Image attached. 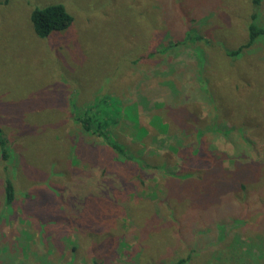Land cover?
I'll return each instance as SVG.
<instances>
[{"label": "rangeland", "instance_id": "374dc122", "mask_svg": "<svg viewBox=\"0 0 264 264\" xmlns=\"http://www.w3.org/2000/svg\"><path fill=\"white\" fill-rule=\"evenodd\" d=\"M52 2L73 21L39 37L30 12ZM251 13L264 27V0L0 5V129L19 196L13 211L0 205L8 264H36L21 254L44 228L34 253L46 264L50 253L74 264H264V36L226 53L247 40ZM187 29L201 37L184 41ZM101 95L122 107L110 134L162 166L115 158L72 120Z\"/></svg>", "mask_w": 264, "mask_h": 264}, {"label": "trees", "instance_id": "16d2710c", "mask_svg": "<svg viewBox=\"0 0 264 264\" xmlns=\"http://www.w3.org/2000/svg\"><path fill=\"white\" fill-rule=\"evenodd\" d=\"M9 0H0V5L7 3ZM253 3L259 4V0H252ZM257 18V13H251L249 16V23L247 26L248 30V38L245 42L238 44L237 47L227 50L226 53L228 56L236 57L241 54L243 49H246L252 45L254 40L258 36H264V27H260L255 23V20ZM30 19L32 23V28L34 32L39 37H46L48 36L52 31L56 30H64L68 28L72 21L73 17L72 15L67 11L64 4L60 2H52L49 4H46L42 7H34L30 12ZM201 37L200 34L196 33L192 29H187L184 36L185 40H193L196 41ZM178 44H180V41L178 40H172L169 41V43L166 46L160 47V51H168V49L176 47ZM156 50L155 48L148 51L145 56L146 57H152L155 54ZM137 60V59H136ZM135 63V61H133ZM198 81H202L201 78L198 79ZM207 90V86L205 88ZM211 95V93H209ZM116 100L113 98H108L102 95L98 96L94 102H91L87 105H82L80 109H76L75 114L72 116V120L78 124V126L82 129V131L86 134H91L92 136H95L97 141H99V144L106 146L108 149H112L115 155V158H125L129 159L130 161H134L138 165H143L147 168H158L162 166V164H156L153 160H149V158H140L139 156L135 155L133 151H130V146L127 145V143L123 140L115 139L110 133V128L116 127L118 125V120L120 118V110L121 106L117 103H115ZM221 112V111H220ZM209 125V124H206ZM124 128V126H123ZM230 129H227L229 131ZM2 130L0 129V178L3 180L2 187H0V205L1 209L9 208L10 210H15L14 206L16 205L17 201V193H16V186L13 184V181L10 177V172L8 169L7 161L10 159L12 154H10L9 151H6L5 149V139L1 135ZM198 133L203 134L204 129L201 128L197 129L195 134ZM147 136V135H146ZM99 147V146H98ZM100 148V147H99ZM244 188V186H243ZM21 197H26L25 194H22ZM0 212V224L2 223L3 219L5 218V215L3 214L4 211ZM29 219V216L25 218V221ZM28 221L32 222L31 219ZM50 224L54 223L52 220L49 221ZM29 225V222H27ZM56 226V225H51ZM47 232V229H40L37 240L34 243L33 241H29L30 246L28 249H25V252H22L21 255L29 254V257L32 258L36 256L37 263L36 264H46L44 262V257L41 253H34L38 247L37 243L40 245V247L43 248L45 246V243L43 242V236ZM4 242L0 240V247L4 246ZM63 246V245H62ZM59 247L56 246V250H58ZM72 249L75 250V245H72ZM13 254L19 255L15 250ZM4 253L0 254V261L7 263V258L11 255H7ZM57 255H53L50 253L48 255L47 264L51 263V260L53 258L56 259L54 264H74L75 257H72L70 260L65 259V257H61L59 259L56 258ZM76 256V255H75ZM153 263V262H152ZM151 263V264H152ZM31 264V263H30ZM53 264V263H52ZM94 264V263H93ZM170 264H189L187 261V257H180L172 262Z\"/></svg>", "mask_w": 264, "mask_h": 264}]
</instances>
